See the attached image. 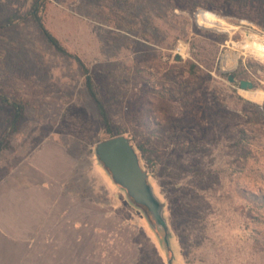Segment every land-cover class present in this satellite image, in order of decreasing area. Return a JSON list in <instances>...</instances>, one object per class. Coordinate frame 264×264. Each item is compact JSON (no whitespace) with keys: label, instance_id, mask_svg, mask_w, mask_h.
<instances>
[{"label":"rangeland","instance_id":"374dc122","mask_svg":"<svg viewBox=\"0 0 264 264\" xmlns=\"http://www.w3.org/2000/svg\"><path fill=\"white\" fill-rule=\"evenodd\" d=\"M213 1L0 0V177L61 139L88 204L80 242L46 238L38 264H264V102L245 95L264 91V62L245 47L246 31L264 39V0ZM210 52L215 70L190 81L187 63ZM88 76L114 128L153 152L169 248L95 154L108 135Z\"/></svg>","mask_w":264,"mask_h":264},{"label":"crops","instance_id":"0c3cea01","mask_svg":"<svg viewBox=\"0 0 264 264\" xmlns=\"http://www.w3.org/2000/svg\"><path fill=\"white\" fill-rule=\"evenodd\" d=\"M9 167L0 177V264H38L46 238L79 243L88 222L85 185L62 140L45 141Z\"/></svg>","mask_w":264,"mask_h":264},{"label":"water","instance_id":"95a60500","mask_svg":"<svg viewBox=\"0 0 264 264\" xmlns=\"http://www.w3.org/2000/svg\"><path fill=\"white\" fill-rule=\"evenodd\" d=\"M253 31H246L250 34ZM230 82H237L234 76ZM243 90H253L255 84L249 80H241ZM98 160L111 173L114 182L125 189L132 201L146 209L152 220L154 229L165 232V243L170 247L169 226L165 217V205L155 192L149 181V175L144 170L139 153L131 139L125 135L101 141L95 150Z\"/></svg>","mask_w":264,"mask_h":264},{"label":"trees","instance_id":"16d2710c","mask_svg":"<svg viewBox=\"0 0 264 264\" xmlns=\"http://www.w3.org/2000/svg\"><path fill=\"white\" fill-rule=\"evenodd\" d=\"M210 3H213V0H208ZM36 23L38 24L42 34L44 35L45 39L47 40V42L56 49V51L66 57L69 58H73L74 60H76V62L78 63V65L82 68V70L84 71V74L87 76L88 75V70L86 69L85 65L83 64L82 60L77 57L72 55L71 53H69L65 47L61 44V42L46 28L45 24L43 23V20L40 17H35ZM202 32H204L203 30H201ZM219 38V42L220 43H224L225 41L228 40L227 37H223V36H218ZM216 51H219V49H217ZM217 52H213V53H209L208 55H206V58H200L198 55H195L194 60H190L187 64L189 65L188 68V77L190 79V81H194L196 78H198L200 75H204L206 74L208 71H214L215 67H216V58L214 57V55H216ZM205 55V54H204ZM179 60L182 61L181 57H177ZM186 64V65H187ZM263 68V67H261ZM234 77H238L237 75H234ZM86 86L88 88V91L90 93L91 98L93 99L100 117L103 121L104 127H105V131L106 134L108 135L107 139L110 138H114L117 136H121L124 135L123 132L121 131H117L112 123V120L108 114L107 111V107L104 104L99 91L97 90L96 84L93 80V78L91 76H88L86 79ZM105 139V140H107ZM132 141V140H131ZM133 143V141H132ZM137 149V152L139 153L140 156V160H141V164L144 168V170L147 171V169H150L151 167V160L153 157V152L147 148H145V146H143L142 144H138V145H134ZM149 175V181L151 183V179H150V173L148 172ZM152 184V183H151ZM155 189V188H154ZM155 192L157 195H159L158 197L160 198L161 195L157 193V190L155 189ZM132 200V199H131ZM163 202V201H162ZM165 204V202H163ZM138 206V205H137ZM141 210L144 211V213L147 215L148 218H150V215L147 211H145L146 209H143L142 207H139ZM168 212L167 207H166V213ZM151 219V218H150Z\"/></svg>","mask_w":264,"mask_h":264},{"label":"bare ground","instance_id":"6f19581e","mask_svg":"<svg viewBox=\"0 0 264 264\" xmlns=\"http://www.w3.org/2000/svg\"><path fill=\"white\" fill-rule=\"evenodd\" d=\"M198 17L201 24L212 27L217 25L216 20L203 11ZM245 47L253 56L264 62V39L262 37L252 33L247 34ZM245 95L249 100L255 101L257 103L264 102V91H249L246 92Z\"/></svg>","mask_w":264,"mask_h":264}]
</instances>
